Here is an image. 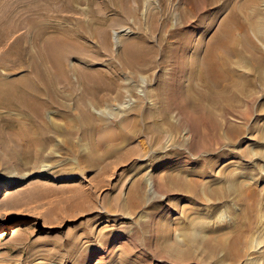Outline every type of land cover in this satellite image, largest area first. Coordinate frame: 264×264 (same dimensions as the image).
Here are the masks:
<instances>
[{"label":"rangeland","instance_id":"rangeland-1","mask_svg":"<svg viewBox=\"0 0 264 264\" xmlns=\"http://www.w3.org/2000/svg\"><path fill=\"white\" fill-rule=\"evenodd\" d=\"M106 2L77 0L74 10L95 12ZM228 3L235 11V22L226 26L233 48L218 55L227 58L243 90L231 89L232 103L212 117L191 108L187 88L197 82V55L204 57L206 43L228 17ZM124 6L126 14L107 9V23L114 22L109 48L95 49L99 63L86 66L126 91L128 107L111 101L102 129L54 131L64 128V111L49 104L39 120L46 132L29 133L41 141L36 152L15 154L17 144L13 155L4 138L21 139L14 132L31 122L26 102L1 94L11 105L0 106V264H184L182 257L190 261L185 264H264V64L255 60H264V0H132ZM182 9L192 13L187 33L164 27L166 12ZM69 12L62 0H0V82L31 80L32 22L59 29ZM113 31L120 32L119 47ZM199 33L202 47L195 45ZM125 39L144 45L138 72L123 63ZM40 87L44 100L76 107L79 95L69 100L62 89L53 98L50 88ZM16 92L40 98L32 88ZM126 121L134 127L133 140L100 159L111 143L97 145L96 134ZM155 126L167 130L159 133ZM184 181L194 194L181 187ZM138 182L140 192L131 198ZM167 239L180 245V255L164 249Z\"/></svg>","mask_w":264,"mask_h":264},{"label":"bare ground","instance_id":"bare-ground-1","mask_svg":"<svg viewBox=\"0 0 264 264\" xmlns=\"http://www.w3.org/2000/svg\"><path fill=\"white\" fill-rule=\"evenodd\" d=\"M53 1L58 2L60 0ZM62 1L66 3L70 12L68 15L66 14L67 16L64 21V24H61L59 29L49 28L48 26H42L41 24L45 22L38 23L33 21L30 26L31 32L32 30L34 32L33 34H31V40L34 41L32 43L35 44H33V47L36 49L35 54L31 56L29 64L31 71H33L31 80L27 79L26 77V79L23 80H13L11 83L2 81L0 82V97L1 94L5 92L6 97L11 100L14 98L17 99L16 102H26V105H24V107H27L26 111L29 116V120L32 123V125L30 123L31 126L29 125V122L28 124H23L20 129L18 128L19 130L17 129L19 132H14L19 134L22 133L23 135L21 134V139H17V136L13 137L10 135L4 138L6 146L8 145L7 147L12 149L13 155L15 153L13 151L14 146L16 147L17 144H20L21 150L16 151L15 154L19 155L22 151V153L27 154L28 156V154L31 153L30 155H32V153L36 152V150L34 152H32V150H34V148L36 149L37 145L41 144V141L40 139L29 135V133L46 132V126L39 123V120L44 118V110L46 105L48 106L49 104H54L55 106L60 107V109L64 111V113L62 114V119L65 122V126L64 128L63 126L61 127L63 129H58L56 125L53 128L54 131L86 129L96 130L102 129L103 126L107 123V121L101 118V115H103L104 112L106 113L109 111L110 102L114 100L117 102L122 101L123 95L126 92L124 90L125 88L122 87V83L114 81L106 76V78L101 81L100 74L95 73L94 71H92L93 69H90L86 66L88 63H94V65L96 63H99L97 61L98 59H96V56L93 54L95 49H97V51H107L109 48L107 46L108 37L110 29L114 25V22H111L110 24L107 23V9H114L116 14L118 15L126 14L127 9H125L124 5L132 0H107L106 9H100L97 7L94 9L96 10L95 12L92 10H83L81 12L74 10V5L76 4L77 0ZM216 1L217 0H210V3L213 4ZM228 2H231V0H228ZM228 5L231 6V11L228 17L223 20L222 26L212 33L210 37L211 39L208 43H206L207 50L203 54L204 57H202L201 54L197 55V75L194 76V79H196L197 82L194 81L193 86L190 84L187 88V92L189 93L190 91V93L187 95L186 98L188 99V103L192 105L191 108L193 110H200L202 113L207 112L208 115L212 117L216 116L215 109H218V107L225 108V105H229L232 103L233 99H231L230 101V98L228 96L230 95L231 91L235 90L231 89L235 88L237 91H239V89L243 90V84L238 83V81H235V78L232 75L234 73V70L229 68L227 58H224V56L221 57L220 54L218 55V51L220 49L223 50L224 54L229 55L232 52L233 48V42H231L232 31L230 28L229 30H226V26L227 24L231 25L235 22V18L232 16L234 9H232V5H230V3H228ZM191 16L192 13L188 12L187 9L183 11L178 10L177 12L168 11L166 12V15H164L162 23L164 27L173 26L171 27V31L176 30L184 34L185 32L187 33V30L191 26L189 25ZM243 16L246 18L245 13L243 14ZM197 21L198 20H196V23L194 24V26H192L193 31L195 32L199 31L198 27L200 24V20L199 22ZM175 22L178 23L179 26L175 25ZM37 25H40L39 28H35V26ZM159 30L160 26L156 24L154 26V32ZM119 33L120 32L113 31L115 40L114 42L115 45H117L118 47V44L120 43L121 39ZM171 35L173 34L171 33ZM198 35L199 37L197 38L195 45H199V47H202L204 44L202 41L203 37L200 36L201 33H199ZM164 44L166 45V40ZM122 45L123 53L121 57L123 59V63H125L129 68H132L133 70H136V72H138L140 67H142L138 65V63L140 62H137L139 59V51H143L142 48H144V45H139L135 43V41L128 39H125ZM218 56H220V59L218 58ZM255 60L256 63L259 65L264 64V60L260 57H256ZM257 72L260 73V69L255 71V75L258 74ZM126 80L128 79L126 78ZM40 83L44 84L47 88L51 89L53 98H56L58 96L60 97L62 89L69 91V95H67L69 100H72L74 99V96L79 95L76 107L74 109H70L68 105H63L62 101L56 99L52 100V102L44 100L45 97L43 98V96L45 91L41 89ZM199 84H201V86H199ZM18 87H24L28 90L32 88L33 93L35 92L40 98L36 99L32 96L29 97V95L18 94L16 92V89ZM9 102L1 101L0 99V106L9 105ZM20 102L18 103L20 104ZM123 107H128L125 101H122V104L120 105V108ZM73 110L76 115L72 117L70 116V114H72L71 112H73ZM130 123L131 122L126 121L123 122L120 126L116 127L117 129L104 130L96 134L97 137L95 142L97 145L103 146L105 144L111 143L107 146L102 155H100V159H105L109 156L116 155V153L121 151L129 141L133 140V135L131 134L134 127H130ZM169 126L170 131L177 133L179 129L178 127V129H176V126ZM156 127L157 126H155L153 130L159 133H163L165 132V130H167V128H162L161 126H159V128ZM69 132L70 133L68 134V136L70 138V136L73 135V132ZM187 133H189V131H187ZM184 139L185 142H188L189 140L188 137H185ZM89 161L92 165L96 164V159L94 158L90 159ZM18 180L20 179L18 178ZM139 182L137 184L135 183V185H132V187L130 188L131 198H134V196H136L140 192ZM198 182H200V180ZM147 185L150 189V193L156 195L157 191L155 189V183L151 175H149V177L147 178ZM181 185L184 190L187 189L189 193L194 194L190 190V186H192L190 183L184 181ZM162 245L164 246V249H169L172 253H178L177 255H180V252L182 251L180 245L178 244L174 246V244L170 242V239L164 241ZM181 259L182 260L180 261L184 264L190 262L184 261V257H182Z\"/></svg>","mask_w":264,"mask_h":264}]
</instances>
